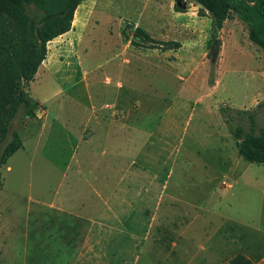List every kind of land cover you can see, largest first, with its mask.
<instances>
[{"label":"rangeland","instance_id":"1","mask_svg":"<svg viewBox=\"0 0 264 264\" xmlns=\"http://www.w3.org/2000/svg\"><path fill=\"white\" fill-rule=\"evenodd\" d=\"M80 6L72 29L49 42L44 66L28 86L30 97L42 101L56 119L54 129L48 127L36 146L35 137H29L35 120L22 107L0 146L1 155L14 131L23 138L24 148L0 164V264H73L86 223L31 198L58 201L83 190L62 181L77 146V158L97 163L108 158L104 149L110 153L119 147L126 156L141 142L158 147L161 167L170 151L179 148V157L139 264H170L168 257L179 264L190 256L214 264L237 253L264 264V163L239 154L223 113V107L230 108L228 115L257 109V132L264 126V52L251 41L248 25L232 13L216 30L196 1L84 0ZM165 41L181 46L168 49ZM92 101L109 102L110 112L131 116L128 128L107 124L106 130H95L94 120H88ZM232 122L248 128L245 119ZM171 162L161 176L166 177ZM174 195L177 209L202 206L214 222L224 217L217 235L210 234L217 250L207 254L200 247L207 244L204 236L197 234L185 243L191 249L170 253L166 216ZM25 242L46 243L47 249L33 252L42 251L47 260L26 262L33 248ZM8 243H13L9 249Z\"/></svg>","mask_w":264,"mask_h":264},{"label":"crops","instance_id":"2","mask_svg":"<svg viewBox=\"0 0 264 264\" xmlns=\"http://www.w3.org/2000/svg\"><path fill=\"white\" fill-rule=\"evenodd\" d=\"M43 66L44 64L39 69ZM39 72L40 70L37 73L39 74ZM86 86L90 88V85L86 84ZM37 101L39 102V108H36V115L33 117L36 127H31L33 132L29 135V137L31 135L35 137L36 146L41 142L48 127L51 130L54 129L53 126L56 121L55 118L51 119L49 116L48 107L42 101ZM110 106L109 102L102 105L94 101L91 102L93 114L88 120L90 118L91 121L94 120L93 128H96L95 130H106L107 124L117 130L128 128L131 116L126 114L116 115L114 110V113L110 112V109H108ZM30 123H33V121ZM27 126L28 124H26ZM83 130H86V126ZM94 133L91 132L90 136L94 137ZM80 138L86 139L85 133L81 132ZM104 139H107V135ZM22 148H24V143ZM118 148L110 149V153L108 149H104L101 153L104 156L103 158L109 155L107 159L99 160L97 163H88L85 158L76 157L77 146L70 160L66 163L62 181H67L69 187L76 186V188H80L83 186V190L80 189L79 194L74 197L67 194L58 201L48 202L42 198H31L35 202L51 208L57 214L66 213L76 220L86 223L79 251L73 264H139L141 254L151 234L150 228L159 216L161 199L164 193L167 192L178 162L179 148L176 149L177 151L169 152L166 161L162 163V167L160 153L156 146L147 147L143 145V142L135 143L131 154L126 156ZM87 150L88 154L94 151H91L90 148ZM113 150L114 153H112ZM97 154L95 152V155ZM145 159L148 160L146 161L147 164L144 162ZM171 160V166L168 168L166 177L161 176V170L165 169ZM83 162L89 164L88 167H85ZM75 163L77 165L72 170ZM11 168V165H8V169ZM70 171H72L71 175ZM69 177L71 178L69 179ZM56 194L58 198L59 190ZM171 200L166 216L167 233L171 239L170 253L175 255L176 250L180 247L191 249L190 245L185 243L193 242V237L196 238L197 234L204 236L203 238L207 244L200 247L207 254L209 249L213 251L218 248L213 236L217 235L218 230L222 227L224 217L220 216L219 221L214 222L213 218L209 217V212L206 209H203L204 211L200 209L202 206L199 210L196 208L195 211L186 208L177 209L178 197L174 195ZM148 217H150V220L146 225V230H144V224ZM162 224L164 228L165 223ZM211 225L216 226L213 228L214 231L209 229ZM210 234H213V236ZM200 238L202 240V237ZM209 241L211 247H209ZM12 244L8 243L7 248H11ZM25 244L32 245L33 248L30 254L31 259H26V262H31L34 259L39 262L47 260L41 250L37 254L33 252L38 248H44L46 243L25 242ZM44 249H47V247ZM238 254L242 253L233 254L228 261ZM244 255L252 259L249 255ZM168 258L170 264H176L175 258ZM195 260V257L190 256L184 258L179 264H196V262L197 264H207L205 258ZM252 260L254 264L257 263L256 260ZM147 262L153 264L150 261Z\"/></svg>","mask_w":264,"mask_h":264},{"label":"trees","instance_id":"3","mask_svg":"<svg viewBox=\"0 0 264 264\" xmlns=\"http://www.w3.org/2000/svg\"><path fill=\"white\" fill-rule=\"evenodd\" d=\"M84 0H0V146L6 140L10 126L19 110L34 117L39 102L30 97L29 84L35 79L48 55V44L69 32L75 13ZM201 5L200 14H209L216 30H221L234 13L249 29L251 41L264 52V0H185ZM137 32L153 40L148 32ZM168 49L181 46L178 41H165ZM261 105H258L260 107ZM230 108L223 107L226 122L236 139L239 154L246 160L264 163V126L258 129L257 109H237L228 115ZM245 119L234 124L232 119ZM23 147V138L14 131L0 155V164ZM2 175L0 173V186ZM214 264H254L244 254L228 262Z\"/></svg>","mask_w":264,"mask_h":264},{"label":"water","instance_id":"4","mask_svg":"<svg viewBox=\"0 0 264 264\" xmlns=\"http://www.w3.org/2000/svg\"><path fill=\"white\" fill-rule=\"evenodd\" d=\"M216 41H217V38L214 39V42H216Z\"/></svg>","mask_w":264,"mask_h":264}]
</instances>
